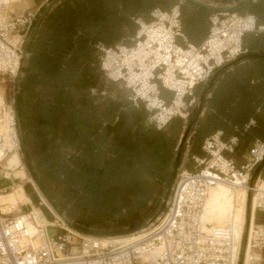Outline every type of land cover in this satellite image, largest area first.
<instances>
[{"label":"built area","instance_id":"2783aa9c","mask_svg":"<svg viewBox=\"0 0 264 264\" xmlns=\"http://www.w3.org/2000/svg\"><path fill=\"white\" fill-rule=\"evenodd\" d=\"M18 1L0 0V167L12 153L22 151L16 105L6 103L3 84L8 88L15 83L16 90L24 46L38 15L28 10L7 17L6 10ZM209 21L210 31L201 45H181L178 40L185 35L180 6L156 7L150 21L136 19L133 44L98 45L105 77L128 90L136 106L143 104L158 129L176 116L186 117L188 112L183 116L181 111L195 103L196 88L247 52L246 33L264 31L249 13L214 12ZM163 89L172 93L170 100ZM237 145L238 137L225 142L220 131L205 138V156L194 157L196 168L180 175L161 223L127 240L104 245L106 237L76 229L64 212L51 211L48 218L41 207L23 210V204L0 203V264H245L248 248L253 254L249 264H262L264 219L257 222L256 216L264 213V178L249 180L264 160V141L255 142L241 166L226 155ZM220 183L247 189L250 217L243 253V239L239 244L231 222L217 226L202 221L210 191Z\"/></svg>","mask_w":264,"mask_h":264},{"label":"trees","instance_id":"16d2710c","mask_svg":"<svg viewBox=\"0 0 264 264\" xmlns=\"http://www.w3.org/2000/svg\"><path fill=\"white\" fill-rule=\"evenodd\" d=\"M161 3L162 0H123V11L134 15L143 13L148 19L150 10ZM57 17L64 25L52 23ZM122 21L125 19L117 18L111 12L97 13L95 0H62L40 23L34 42L29 46L27 67L16 89V96L23 132L26 134L23 146L27 153L28 143L35 148L37 167L43 176L60 189L65 187V190H70V193H98L102 199L114 205L109 216L121 211L146 212L145 217H126L121 222L123 227L137 225L135 229H138L157 208L149 206L155 200L154 189H147L138 182L139 170L135 166L140 162L128 165L129 160L133 156L156 152L169 163L178 145L181 117L176 126L172 122L165 130H155V134L147 136L145 122L150 116L144 108L137 107L129 99L118 101L105 98L103 102L95 104L94 99L83 89L96 85L99 71L86 66L82 69V78H78L76 59L65 60L64 51L54 61L50 72L46 62H43V76L40 80L33 77L36 64L34 45L44 32H48L46 28L51 26L55 30L64 27L61 41L81 45L91 41L112 40L116 36L117 25ZM37 87H40V91L35 93ZM181 114L185 116L186 113L181 111ZM188 127L191 129L190 125ZM263 168L261 164L255 168L253 179ZM162 176L168 179L167 171ZM38 184L46 191V185ZM55 207L63 212L57 205ZM166 211L167 206L161 213ZM249 217L250 208L247 209ZM102 218L101 215L86 221L84 216L71 210L68 217L72 225L82 232L103 237L116 235L89 232L81 228L100 230ZM262 220L258 213L256 221Z\"/></svg>","mask_w":264,"mask_h":264},{"label":"crops","instance_id":"0c3cea01","mask_svg":"<svg viewBox=\"0 0 264 264\" xmlns=\"http://www.w3.org/2000/svg\"><path fill=\"white\" fill-rule=\"evenodd\" d=\"M48 1L49 0H20L18 5H11L5 13L7 17L12 18L28 10L39 12ZM61 1L62 0L58 1L52 6L43 18L50 14ZM201 1L223 9H229L241 5L245 0ZM175 5H179L181 8L183 32L185 35L184 38H179V44L201 45L210 31L211 25L209 17L212 13L218 11L195 4L189 0H170V3H168L167 0H162V3L154 8L160 7L163 10H169ZM95 7L97 13H102L104 11H106V13L111 12L115 14L117 18L125 19V21L117 25L118 29H116L115 38L110 41H91L81 45L74 42L66 44L61 41V36L64 34V27L53 30L50 26L45 29V31L48 32H44L34 45V58L36 59V64H34L35 69L33 71V77L36 78V80H40V77L43 76L42 68L45 67L43 62H46L48 71L50 72V68L54 64V61H57L64 51L65 60L72 61L76 59V66L79 68L78 78H82V69H85L86 66H89L91 69H97V72L99 71V80L96 85L89 89H83V92L89 93L94 99V103L98 104V102L101 103L104 100V98L101 97L104 92H102V90L99 93L97 92V89L101 86L104 75L100 64L101 52L98 45L115 46L119 43L128 45L133 44L138 31L136 19L141 18L145 21H150L151 12L154 8L151 9L147 15L148 19H145L143 13H139L138 15H134L132 12L124 13L123 0H95ZM238 12L253 14L257 19L258 25L264 26V0H252L247 7ZM52 23H56L60 26L64 25L63 21L58 17L57 19H53ZM129 40H132V42ZM33 42L34 39L31 44ZM243 43L247 50L244 55L218 68L206 84L198 86L195 90V104L191 107H193L194 110L196 109V115L190 124V132L192 131L193 135L188 153V162H185V171H193L196 168L194 157L205 156V152L202 148L205 138L218 131L222 132V139L225 142L233 137H238V145L235 147L234 152H226V155L234 159L238 166L246 162L249 151L257 140L264 141V31L246 33ZM29 46L27 52L29 51ZM28 57L29 53H27V57L23 63L17 87L27 67ZM39 91L40 87H37L35 93ZM204 92L205 96L203 97ZM162 94L165 98H168L167 95L171 94V92L163 89ZM98 95H100V97H97ZM196 96H199L198 99ZM17 98L16 96L20 130L23 139L22 121ZM190 99L191 97H187V101ZM141 105L146 111L144 105ZM171 122L166 127L170 126ZM181 135L182 129L180 128L179 138ZM189 159L193 160L194 165L189 163Z\"/></svg>","mask_w":264,"mask_h":264},{"label":"rangeland","instance_id":"374dc122","mask_svg":"<svg viewBox=\"0 0 264 264\" xmlns=\"http://www.w3.org/2000/svg\"><path fill=\"white\" fill-rule=\"evenodd\" d=\"M52 1L53 0H49L48 3L44 7H42V9L38 12L37 19L41 14V12L44 10V8ZM167 2L170 3V0H167ZM19 3L20 0L14 3L13 5H18ZM33 27L31 28L30 34L32 32ZM129 41L132 42V40ZM14 86L15 83L9 84L7 88V85L3 84V87L6 90V103L8 104L12 103L13 101L16 103V92H15L16 90ZM101 90L102 92H104L101 95V97H103L104 99L109 98L118 101L119 100L128 101V99L130 100L129 98L130 95L128 90L122 87L121 84H117L109 81L105 77V75H103L101 86L99 87V89H97V92L99 93ZM2 93H3V89H2ZM97 97H100V95H98ZM167 97H168L167 99L170 100L172 98V93L168 94ZM196 97L198 99L199 96ZM139 106L142 107L141 104ZM186 112H188V115L186 117H182L179 115L172 121L173 123H175L174 126H176L179 123L178 118L181 117L182 122L180 128L182 129V135L179 138L177 147L173 150V153L171 154V161L169 163H166V161L163 160L162 157H160L161 155H157L156 152L155 153L147 152L137 157L133 156V158L129 160L128 165H132V163L135 164L137 162H140V164L135 166L137 168L136 170H139L138 182L141 184V186H146L147 189L148 188L154 189L155 200L149 206L150 207L156 206L157 208V210L153 212L151 217L149 216L150 218H147L145 221L142 222L141 225H139L140 227L138 229H135L137 225L133 227H127V226L123 227L121 225V222L122 220H125L126 217H128L129 219H131V217H139V218L145 217L146 212L138 211L135 213L134 212L131 213L128 211L126 212L121 211L118 214L109 216L112 213L111 210H113L114 205L110 201L102 199L101 195H99L98 193L86 194L85 192L81 193L79 191L70 193V190H65V187L63 189L61 187L62 189L61 190L58 186L54 185L53 181L50 180L48 177L43 176L41 171L38 169L37 167L38 160L36 159V154H35L36 150L31 143H28L29 145L28 153L26 151V148H24L23 146L21 151V159L19 156L20 165L22 160V165L24 169H16L17 167L13 169L14 173L22 172L20 177H16L15 175H10V176L8 175L9 178H7L4 173L5 163H3L2 167H0V193H9L12 192L14 189H17L20 195V199L22 201L21 204H23L22 205L23 210H27L31 208V206L41 207V209L47 215L48 218H51L52 216L51 211L55 212V210L50 206V204L47 202V200L45 199L42 193H44V195L47 197V199L51 204L53 205L55 204L63 212L65 211L68 217H69V210L78 212L81 217L84 216V219L86 221L91 220V218L93 217L102 215L103 220L101 222L102 227L100 230L83 227L80 225L81 228H83L84 230H88L89 232H96L102 234H116V235H108L111 237H124V236L127 237L131 235L133 236L138 235L144 233L145 231H149L154 227H156L158 224H160L161 221L164 219L165 215H163L161 211L164 207L166 206L167 208L169 207V201L172 196V188L173 186L175 187L180 175L186 169L185 162L186 163L188 162V153L190 150V144L192 142L191 138L193 135L192 131L191 132L189 131L186 141L184 142L181 150H180V144L188 126L195 118L196 109L194 110L193 107L188 106L184 111V113ZM145 129L147 136L155 134V130H158L154 125H152L150 119H147V121L145 122ZM22 133H23V138L26 139L25 132L22 131ZM180 151L182 152V155ZM179 156H181L180 158L181 164L176 171V163ZM189 163L194 165L193 160H190ZM124 165H127V163L124 162ZM165 171H167L168 179H164L162 176V173H164ZM175 172H177V177H175ZM254 172L255 171L253 170L250 175V180H249L250 183H255L260 175L262 178H264V168L255 179H253ZM38 182L42 183L44 186L46 185L45 186L46 191L40 188ZM24 187L26 189L27 194L25 192ZM40 190L42 191V193ZM240 198H243L245 200V196L243 193H240L232 188H228L227 186L222 185L220 190H216L214 192L212 200L209 203V212L212 213L213 215L212 218L215 219L216 221V218L220 219L221 216L220 214H222L221 219H223L224 222L230 217V215H233V217L236 219L237 211L234 209V205ZM248 208L249 205L247 206V209ZM238 209H240V206H238ZM259 216L264 219V213H259ZM248 228H249V219L247 218L244 236H243V246H242L243 248L246 247ZM262 264H264V262Z\"/></svg>","mask_w":264,"mask_h":264},{"label":"bare ground","instance_id":"6f19581e","mask_svg":"<svg viewBox=\"0 0 264 264\" xmlns=\"http://www.w3.org/2000/svg\"><path fill=\"white\" fill-rule=\"evenodd\" d=\"M1 95L2 93V89H0ZM21 159V154L19 152H14L12 153L6 163L4 164L5 167V175L7 178H9L10 175H15L16 177H20L22 172H15L14 173V168L16 169H24L23 165H22V160H21V165H20V159ZM20 165V166H19ZM19 166V167H18ZM12 171V172H10ZM9 175V176H8ZM226 184L220 183L217 186H215L214 188L211 189L209 197L206 200V204H205V208H204V213L202 215V221L205 224H213V225H217V226H223L229 222H231L234 226V230L236 233V236L238 238V243H241V240L243 239V234L245 231V222H246V217H247V204H248V193H247V189L245 187L243 188H239V189H234L235 191H238L240 193H243L245 196V200L243 198H240L236 204L234 205V209L237 211V215H236V219L233 217V215H230V217L224 222L223 219H221L222 214H220V219L216 218L213 219V215L212 213L209 212V203L212 200L213 194L216 190H220L221 186ZM39 187V186H38ZM228 188H231L229 186H227ZM40 189V188H39ZM233 189V188H232ZM41 191V190H40ZM42 193V191H41ZM43 196L45 197V199L47 200V202L50 204V206L55 210L54 206L49 202V200L47 199V197L44 195V193H42ZM0 203L1 204H6V203H12V204H16L19 205L22 203L21 199H20V195L18 193L17 189H14L12 192L9 193H0ZM238 206H240V209H238ZM34 207V206H33ZM227 208V207H226ZM35 210L40 211V209H38L37 207H34ZM213 209V208H212ZM244 209V212H243ZM243 212V213H242ZM255 217V212L253 214V219ZM254 220H252L253 222ZM136 236V235H134ZM133 235L131 236H124V237H112V238H102V242L104 245H106L108 242H110L111 240H116V241H121V240H127L131 237H134ZM243 246V244H242ZM253 254L251 253L250 248L247 249L246 252V258H245V264H249L251 262V259Z\"/></svg>","mask_w":264,"mask_h":264},{"label":"water","instance_id":"95a60500","mask_svg":"<svg viewBox=\"0 0 264 264\" xmlns=\"http://www.w3.org/2000/svg\"><path fill=\"white\" fill-rule=\"evenodd\" d=\"M58 1H60V0H53L42 12H41V14H40V16L38 17V19H37V21H36V23H35V25H34V27H33V29H32V32H31V34H30V36H29V38H28V41H27V43H26V47L24 48V51H23V62H22V66H23V63H24V61H25V59H26V57H27V48H28V46L31 44V42L33 41V39H34V37H35V35H36V32H37V29H38V27H39V24H40V21H41V19L43 18V16L46 14V12L52 7V6H54ZM189 1H192L193 3H195V4H199V5H201V6H204V7H207V8H211V9H213V10H215V11H218V12H238V11H240V10H242V9H244L245 7H247L250 3H251V1L252 0H245L241 5H239V6H236V7H233V8H229V9H223V8H220V7H217V6H214V5H211V4H209V3H206V2H203V1H201V0H189ZM21 72H22V68H21V71H20V73H19V77L21 76ZM19 77H18V80H17V84H18V82H19ZM17 84H16V87H17ZM205 96V92H204V94H203V97ZM15 105H16V110H17V115H18V121L20 120L19 119V113H18V107H17V104L15 103ZM19 127H20V121H19ZM189 131H190V127H188L187 128V130H186V132H185V134H184V136H183V138H182V141H181V144H180V150H181V148L183 147V144H184V142L186 141V138H187V136H188V133H189ZM25 148V147H24ZM179 164H180V156L178 157V159H177V163H176V171H177V169H178V167H179ZM264 165V160L261 162V166H263ZM175 177H177V172H175ZM250 201V200H249ZM53 205V204H52ZM54 206V205H53ZM54 208L56 209V211H59L55 206H54Z\"/></svg>","mask_w":264,"mask_h":264}]
</instances>
